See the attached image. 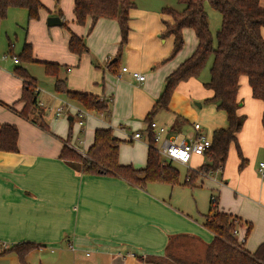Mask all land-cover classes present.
I'll return each instance as SVG.
<instances>
[{"label": "crops", "instance_id": "0c3cea01", "mask_svg": "<svg viewBox=\"0 0 264 264\" xmlns=\"http://www.w3.org/2000/svg\"><path fill=\"white\" fill-rule=\"evenodd\" d=\"M56 10H51L56 13L49 16L43 12L35 22L28 20L26 10L14 8L5 19L15 21L18 26L27 23L24 44L29 40L33 47L36 40L29 32L40 30L47 36L44 43L52 48L48 47L49 56L41 57L34 45L29 68L21 66L19 58L18 63L0 61V127L14 125L19 132L18 152L0 151V242L9 245L32 242L42 247L40 251L61 247L65 242L80 264H154L146 262L149 257L203 262L214 239V234L204 227L210 200L207 212L203 213L192 200L175 201L174 190L166 189L175 186L148 183L141 188L118 176L86 175L61 159L65 146L86 156L96 130L105 128L122 141L120 164L144 169L149 150L147 117L161 96L167 77L197 49L194 30L183 29L184 46L172 57L175 37L164 36L165 23L170 21L163 13L164 8L154 3L143 6L136 1L130 11L128 41L118 59L121 29L117 20L99 19L89 33L91 18L84 28L74 22L67 32L46 31L43 23L49 17H60L63 27V12ZM72 34L84 39L88 53L79 56L70 52ZM262 34L264 37V30ZM7 40L10 46L9 36ZM114 61L117 62L111 67ZM44 63L61 66L59 79L66 80L69 90L94 94L109 102V115L88 112L85 124L80 126L76 109L81 107L56 93V79L49 76L53 88L44 90L48 97L44 100L36 82L47 129L21 117L24 83L15 70L25 68L35 78L32 66L44 67ZM124 67L128 71L121 73ZM133 72L144 74L145 81L135 80ZM239 84L237 113L246 120L237 140L246 165L239 170L241 159L236 145L231 144L222 172L202 177L189 188L192 198L196 188L202 186L211 189L210 199L218 192L221 211L250 223L249 235L246 236L245 226L240 228V236L246 239L244 248L254 253L264 242V179L258 170L259 163L264 161V102L253 98L247 77L242 76ZM212 96L213 92L197 78L182 82L168 108L156 112L153 120L185 135H193V126L198 123L210 137L216 129L228 126L227 114L207 101ZM3 103L10 104L13 110ZM65 104L72 109L54 117L55 109ZM49 111L52 117L48 118ZM176 125L180 128L175 129ZM137 132L142 134L141 139H134ZM193 161L190 168L195 170L205 158L195 157ZM183 183L180 186H185ZM8 256H1L0 264H22L15 255Z\"/></svg>", "mask_w": 264, "mask_h": 264}, {"label": "trees", "instance_id": "16d2710c", "mask_svg": "<svg viewBox=\"0 0 264 264\" xmlns=\"http://www.w3.org/2000/svg\"><path fill=\"white\" fill-rule=\"evenodd\" d=\"M184 9L177 12L172 8H165L163 13L173 19V26L166 22L165 37H175L172 57L184 46L182 31L185 28L193 29L198 39L195 52L184 61L179 68L169 75L165 81L164 90L153 110L147 117L153 122L156 112L167 109L170 99L177 86L192 78H199L208 62L212 59L210 67V80L204 85L213 92L207 101L215 105L218 111L227 114L228 126L216 129L212 136V146L206 153L205 162L197 170H188L183 185L194 187L198 178L216 172L224 167L228 159L231 144L236 145L237 153L241 159L239 170L246 165L237 135L242 130L245 116L238 115L240 107L238 91L240 78L247 77L252 89V96L264 102V7L261 0H181ZM218 11L222 16V23L216 32V40L209 25L205 4ZM136 6V0H74V17L77 25L84 26L88 19L94 25L99 19L117 20L121 29V42L117 58L119 59L123 48L128 41L130 11ZM26 10L28 20L39 19L43 9L41 0H0V26L7 18L10 9ZM59 16H62L61 12ZM63 26H66L63 23ZM70 52L79 56L88 53V47L83 38L72 34L69 41ZM9 54L13 55L12 45ZM13 57V56H12ZM32 45L25 43L19 59L23 62H32ZM117 62V61H116ZM112 62L111 67L116 64ZM46 75L54 77L55 91L65 95L69 100L77 103L81 108L95 114L109 115L110 103L100 97L69 90L65 79H59L61 66L56 63H44ZM15 73L24 83L20 102L24 107L20 116L47 129L44 121V111L39 106L37 80L32 78L27 70L18 67ZM13 110V107H9ZM264 129V114L262 117ZM174 128H180L178 125ZM19 132L16 126L4 124L0 127V151L18 152ZM149 150L147 165L138 170L131 165H121L119 162V148L122 143L114 136L111 129H97L94 142L83 156L75 150L65 146L61 159L72 169L86 175L118 176L132 185L145 188L148 183H165L171 186L180 185V172L175 166H162L151 134L148 135ZM190 180H189V179ZM213 197V196H212ZM210 199L209 212L204 215V227L214 234L213 241L207 247L205 260L186 262L178 258L157 259L149 257L148 263L154 264H264V242L254 253L248 252L244 244H239L233 236L235 229L247 227L246 236L252 230V225L242 219L223 212L218 207V200ZM42 248L32 242H23L11 245L7 250L0 252L1 256L15 255L22 264L34 251Z\"/></svg>", "mask_w": 264, "mask_h": 264}, {"label": "rangeland", "instance_id": "374dc122", "mask_svg": "<svg viewBox=\"0 0 264 264\" xmlns=\"http://www.w3.org/2000/svg\"><path fill=\"white\" fill-rule=\"evenodd\" d=\"M136 1L139 2V4H142L143 6L144 5L148 6L153 3L159 4L164 9L172 8L176 10L177 12H181L184 9V5L181 3V0H136ZM41 2L43 4V9L40 11L39 19L43 12L47 13V15L49 16L51 13L52 14L56 13L55 11L52 12L51 10L60 9L63 12V19H64L63 21L66 24V26H63V27H60V26L48 27L47 25L48 19L46 20L44 19L43 24H44L46 31L60 30L61 32H67V30L72 29V25L75 22L74 11H73V0H41ZM261 5L264 7V0H261ZM49 9L50 11H48ZM205 9L208 14L211 32L213 34L214 40H216V32L221 26L222 16L218 11L214 10L209 3L205 4ZM169 18H170V21L167 23L171 27L173 26L174 21L171 17ZM39 19H35L32 21L36 22ZM4 22L5 23H3V27L1 29V34H0V61L10 60L11 62H13V58H12L13 55L19 58V54L22 51V48H23V45L26 39L25 28H28V27H27V23L25 22L19 24L20 26H18V23L15 25V21L9 22V20H5ZM85 26H81V27L84 28ZM91 28H92V23L89 26V29L87 28L88 33ZM81 30H86V29H81ZM29 34H28L29 36H32V38L36 40V43L34 45H35L37 52L41 55V57L49 56L50 52H49L48 47L52 48V46H48L44 43L47 41L46 34L44 32L42 33L40 30L29 32ZM7 36H9L11 40V45H13L14 47L13 55L9 54L10 46L8 45ZM27 40H28V37H27ZM28 42L31 43V41L29 40ZM6 55H8L7 59L4 58V56ZM211 64H212V59L208 62L206 68L203 70L200 77L197 78V80L200 81L203 85H205L210 80L209 70H210ZM22 65L23 67H27V68L30 67V65L27 62L21 61V66ZM32 70L35 71L34 75H35V78L37 79V87H38V90H40L41 92V98L44 100L45 98H48L45 91L46 90L49 91L51 88H53V86L51 87L49 76L46 75L44 67L41 64H34L32 66ZM4 105L11 107L10 104H4ZM192 107L196 111H199V109H197L194 104L192 105ZM65 114L66 112H64V115ZM50 116H51V112L50 111L46 112V117L49 118ZM44 117H45V114H44ZM63 118L65 117H62V119ZM50 120H54V119L51 118ZM193 162L194 161L191 162V165L193 164ZM175 167L179 170L180 182L183 183L186 178L188 168L181 166V165H177V164L175 165ZM200 178H198V180ZM204 183H208V182L205 181ZM166 189L167 190L172 189V191L174 190L173 196H174L175 201L187 198L189 200H192L194 204H197L199 208L201 209V211H203V213L207 212L208 206H209L210 195L212 194V191L209 187L202 186V187L196 188V193L193 195V198H192L193 193L191 192L192 189L189 187L176 185L174 188L167 187ZM213 194H215L214 197L218 200V192L213 193ZM241 228L245 229V227H241ZM6 257H9V256L7 255ZM4 261H8V259L5 258ZM26 262L27 264H80V262H78L77 259H75L72 250L67 248V243L65 242L61 245V247H48L46 249H42L41 251L36 250L32 252L26 258Z\"/></svg>", "mask_w": 264, "mask_h": 264}, {"label": "built area", "instance_id": "2783aa9c", "mask_svg": "<svg viewBox=\"0 0 264 264\" xmlns=\"http://www.w3.org/2000/svg\"><path fill=\"white\" fill-rule=\"evenodd\" d=\"M15 63H18V58H13ZM126 67L121 69V73L127 72ZM121 73L119 77L121 78ZM132 77L138 82H143L146 79L144 74L139 72H133ZM72 109L70 104H65L55 109V117L59 118L63 115L64 112ZM76 116L80 126L85 124V119L88 116V111L83 108L76 109ZM194 134L185 135L179 132L173 131L171 128H168L164 125H160L157 122L148 123V135L151 134L153 144L161 157L162 166H175L181 165L187 167L188 170H194L191 167V162L195 157H201L206 159V153L212 146L211 138L204 133L200 124L195 123L193 126ZM142 134L137 132L134 135V139H141ZM148 144H149V139ZM85 155V154H84ZM197 170V169H195ZM223 167H220L216 172H212L208 175H203V178H209L214 174L222 172ZM259 173L264 179V161H261L258 166ZM189 179V178H188ZM190 180V179H189ZM216 198L213 196L212 201L215 202ZM233 236L237 238L239 244L245 243V237L240 236V228L235 229ZM11 245L0 242V250H7ZM72 248V247H71Z\"/></svg>", "mask_w": 264, "mask_h": 264}, {"label": "water", "instance_id": "95a60500", "mask_svg": "<svg viewBox=\"0 0 264 264\" xmlns=\"http://www.w3.org/2000/svg\"><path fill=\"white\" fill-rule=\"evenodd\" d=\"M47 24L49 27H55V26H61L62 25V21L60 19V17H49L47 20Z\"/></svg>", "mask_w": 264, "mask_h": 264}]
</instances>
